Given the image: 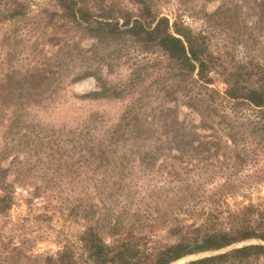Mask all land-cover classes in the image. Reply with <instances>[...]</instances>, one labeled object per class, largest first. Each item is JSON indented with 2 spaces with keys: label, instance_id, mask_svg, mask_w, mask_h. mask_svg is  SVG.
Instances as JSON below:
<instances>
[{
  "label": "trees",
  "instance_id": "obj_1",
  "mask_svg": "<svg viewBox=\"0 0 264 264\" xmlns=\"http://www.w3.org/2000/svg\"><path fill=\"white\" fill-rule=\"evenodd\" d=\"M35 2L40 0H0V25L28 18ZM49 2L37 17L43 33L49 28L51 52L31 42V58L15 67L10 46L19 35L13 30L0 36V126L6 134L0 138L1 221L14 203L8 174L23 169L3 165L18 159L20 146L6 137L29 128V105L42 102L36 98L47 92L54 97L66 78L75 83L92 77L96 89L80 98L128 102L112 126L91 114L71 130L83 154L78 164L94 168L91 186L83 188L88 198L76 199L71 208L80 231L42 255L15 242L2 221L0 264H170L241 242H264V205L229 203L264 183V61L252 45H243L242 58L228 60L205 31L161 13L156 0ZM251 16L253 24H264V0H221L207 14L237 27ZM82 40L91 43L84 47ZM131 61L139 71L127 82L110 83L102 74ZM172 152L178 156L169 162ZM161 155V165L170 163L169 180L135 184V169L153 167ZM33 188L34 194L46 190ZM260 257L264 243L250 242L184 264H251Z\"/></svg>",
  "mask_w": 264,
  "mask_h": 264
},
{
  "label": "rangeland",
  "instance_id": "obj_2",
  "mask_svg": "<svg viewBox=\"0 0 264 264\" xmlns=\"http://www.w3.org/2000/svg\"><path fill=\"white\" fill-rule=\"evenodd\" d=\"M156 2L161 13L169 17L180 16L195 31H205L215 49L228 53L225 55L228 60L232 56L235 59L242 58L243 45L251 44L256 57L264 61V24L260 27L257 23L253 24L254 17L251 16L239 27L227 26L228 24L218 18L208 19L207 17V14L212 13L221 0H156ZM50 5L49 0H40L31 4L28 18H24L19 23L0 25V36L13 30L19 35L11 42L13 55L11 65L20 67V63H26L31 58L28 56L27 60V46L31 42L37 41L39 50L45 53L51 52V46L47 44L49 28L46 33H43L45 28L42 23H39L37 17L40 16L43 8H49ZM238 30L243 34L240 35ZM90 43L91 40L80 41V45L84 47ZM142 57L140 55L138 58L139 64ZM70 70L71 67H69ZM135 70L131 61L115 66L112 72L104 68L102 74L110 83H124L129 80ZM72 73L69 72V75ZM150 77L152 78L153 75L147 76L145 83L150 81ZM219 79L218 76L215 77V84L222 89L223 84ZM68 80L69 78H66L64 82L56 86L58 94L54 97L49 96L50 93L47 92L36 98L41 99V103L29 105V115L26 117L27 124H25L29 128L20 130V134L12 136L10 134L6 137L10 141L13 139L20 141L17 160H24L26 164L12 160V157L3 162L4 166L12 164V167L21 166L23 169L8 174L7 180L14 183V203L8 211L7 218L2 221L7 222L8 230L6 231L10 229L15 242L22 241L24 249H30L33 253L42 255L54 253L61 241L73 238L80 231L81 223L75 218L71 208L73 203H76V199L87 197L83 188L91 186V178H94L93 165L78 164L83 154L75 149L76 139L71 133L72 128L78 129L81 125L80 121L91 114L100 116L106 126H112L128 102L127 99H82L80 95L96 89L95 80L92 77L75 83H69ZM44 103L46 108H43ZM181 109L183 112L188 111L184 107ZM2 128L0 126L1 140L6 136ZM103 130L104 128L100 127L97 132ZM16 149L17 143L14 151ZM174 155H176L175 152L170 154L169 162L176 160ZM165 156H159L156 165L147 170L143 167L139 170L135 169L133 174L135 184L145 187L150 185V181L160 184L169 180L166 177L168 176L166 167L170 166V163L161 165ZM216 180L218 177L211 182ZM37 184L45 186L46 190L41 189L39 193L36 191L34 194L33 187ZM90 186L89 189H91ZM249 201L255 205H264V183L255 185L244 196L230 198L229 203L233 208L238 203L245 204ZM2 221L0 218V223ZM250 242L264 243L259 240L241 242L220 251L187 255L170 264H184L190 260L221 253ZM251 264H264V257L254 259Z\"/></svg>",
  "mask_w": 264,
  "mask_h": 264
}]
</instances>
